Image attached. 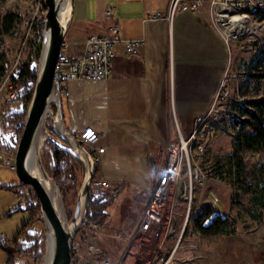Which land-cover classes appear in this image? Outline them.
<instances>
[{
	"label": "crops",
	"instance_id": "0c3cea01",
	"mask_svg": "<svg viewBox=\"0 0 264 264\" xmlns=\"http://www.w3.org/2000/svg\"><path fill=\"white\" fill-rule=\"evenodd\" d=\"M169 6L170 0H73L72 20L64 40L66 50L81 54L90 35L108 33L118 24L123 40L144 41L136 57L127 56L123 44L117 45L111 77L73 81L69 84L70 97L63 99L65 126L70 131L93 126L100 132L97 146L106 150L99 176L108 180L112 188L127 184L128 199L129 190L135 187L147 195L155 175L151 174L149 156L163 157L162 147L177 139L178 129L184 136L191 133L196 115L206 112L219 92L230 62L228 43L206 6L198 12L179 10L172 21L167 19ZM108 8L114 9L112 19L106 17ZM14 157L9 154L7 159ZM4 186L12 189L10 184ZM121 196L107 211L111 216L108 225L116 231L124 229V216L117 211ZM22 197H13L15 201L9 204L0 201V217L14 218L13 227L1 232L13 240L9 250L0 245V264H6L10 254L17 264L27 258L20 249L29 247L30 242L19 237V231L32 217L27 211L32 205ZM112 214L119 215L116 221ZM106 227L101 230L104 232ZM97 232L92 234L93 241L120 244L117 237L105 232L107 238ZM195 233L202 236L198 232L192 235ZM180 243L181 240L175 250ZM78 249L79 246L74 251L73 264H87L90 256ZM100 249L96 248V254L101 256ZM139 249L131 245L129 260L142 257L149 263L152 249ZM261 258L264 260V253Z\"/></svg>",
	"mask_w": 264,
	"mask_h": 264
},
{
	"label": "rangeland",
	"instance_id": "374dc122",
	"mask_svg": "<svg viewBox=\"0 0 264 264\" xmlns=\"http://www.w3.org/2000/svg\"><path fill=\"white\" fill-rule=\"evenodd\" d=\"M205 6L213 18L214 24L225 37L230 50V62L223 84L225 93L224 97H220L216 101L220 113L219 119L215 123V136L205 154L198 157L197 160L198 169L204 175V182H194L191 206L189 195L178 198L175 210L178 219L177 234L169 238L161 255L165 258L169 256L174 248L170 250L171 245L175 246L180 238L181 243L170 257L168 264H247L249 262L250 264H260L264 261L261 258L264 253V149L236 153V144L240 138L244 143L242 135L253 131L252 127L244 122L253 121L250 114L255 113L256 117L261 116L260 111L250 106L248 101L264 97V16L249 20L245 26V30L248 31L228 36L225 25L222 20H219V15H215V11L209 4ZM46 13L45 0H6L4 2L0 0L1 17L13 18L11 29L7 32L6 27H2L4 32L0 34V63L6 68V74L0 76V201L3 204H9L11 201H15L13 199L17 195L21 194L22 198L32 205L28 207L27 211L34 218L28 228L33 231L28 233L45 232L40 241L43 258L38 264L45 262L47 243L45 225L41 219L40 203L31 186L24 184L20 186L21 183L15 170L3 163L9 154L16 153L20 140L16 137L13 129L6 130L4 119L7 115L4 117L3 111L24 112L25 114L28 111L32 96L28 98V90L17 85L13 78L20 79L26 63H31L38 70ZM34 88L35 84L33 90ZM12 92H19L21 97L16 101H8V95ZM3 103H6L7 106L2 107ZM236 126L242 128L241 132L233 133ZM44 142L41 149L42 162L50 176L54 177L46 153L47 140ZM162 154L163 157L162 155L158 157L157 165L165 161L164 152ZM240 158L243 161V167L240 166ZM83 174V176H78L79 186L76 188L71 186L63 195L69 219L72 218L77 204L78 192L85 172ZM94 177H100L99 173L97 172ZM4 184H10L12 189L7 188ZM120 188H122L120 193L122 194L120 199L122 204L118 205L117 211L122 214V217L124 216V229L119 225H117L120 228L118 231L116 228L110 227L108 225L110 218L104 232L101 228L106 225L93 229L82 224L74 238V244L79 246L78 250L82 251L86 257L90 256L87 259V264H90L94 258H110L112 264H149L153 258V251L149 263L146 260L143 261L142 257H136V260L131 261L128 258V249L132 244L139 246V250L148 247L142 243L140 237L135 236L134 231L145 204L152 197V187L147 191V195L143 194L142 188L135 187L129 190V199L127 191H125L127 184L124 183L119 184L116 188L111 187L95 194L89 192V195L99 197L106 192H114ZM212 193H216L221 199V204L215 212L219 213L218 217L223 222L221 229L224 233L217 236H199L196 233L192 235V232L201 234L196 222L200 213L208 207ZM114 201L115 199L111 205ZM38 209L39 212H37ZM112 211L114 212V208ZM112 215L113 220L116 221L119 215ZM13 219L8 216L0 217V234L7 232L8 227H13ZM110 230L113 231L110 232ZM122 230H126L127 233L120 232ZM94 232L106 237L108 236L106 234L113 235L120 240V244L117 245L110 241L109 243L106 240L93 241L92 234L96 235ZM12 240L9 241L12 243ZM96 248L102 249H100L103 252L101 256L96 254ZM5 249L8 248L5 247ZM20 264L34 263L31 259L25 258Z\"/></svg>",
	"mask_w": 264,
	"mask_h": 264
},
{
	"label": "built area",
	"instance_id": "2783aa9c",
	"mask_svg": "<svg viewBox=\"0 0 264 264\" xmlns=\"http://www.w3.org/2000/svg\"><path fill=\"white\" fill-rule=\"evenodd\" d=\"M206 4H209L215 11V15H219V20L222 19L221 14L224 10L246 18L248 21L264 16V0H170L167 19L172 21L174 14L179 10L198 12ZM113 16L114 9L108 8L106 17L112 19ZM159 17L160 15L156 16V18ZM119 44L124 45L127 56L136 57L139 56L144 41L141 39L123 40L119 25L114 24L108 33L90 35L86 41L85 50L81 54L70 53L63 45L54 75L55 81L60 84L62 98L70 97L69 84L73 81H102L111 77L115 51ZM223 84L224 81L210 108L196 115L193 129L188 137L185 138L178 129V138L162 147L165 161L156 170L152 183V197L145 204L134 231L135 236L140 237L142 243L154 252L149 264H168L180 241L178 238L169 256L165 258L161 255L169 238L177 234L178 219L175 210L178 198L189 195L191 206L194 182H204V175L198 169L197 160L205 154L215 136V123L220 113L216 101L224 97ZM20 97L19 92H12L8 95V101H16ZM22 102L24 104V101ZM5 106L7 104L3 103L2 107ZM3 112L5 117L12 111ZM57 118L58 109L56 104L52 103L45 119V126L48 130L53 129ZM239 130L240 126H236L233 133ZM70 133L92 154L95 163L100 164L102 154L106 150L105 147L97 146L101 138L100 132L95 127L89 126L78 131H70ZM3 163L15 170L14 158L5 159ZM110 188L111 183L108 180L94 177L90 192L95 194ZM210 198L211 202L206 209L209 208L215 212L221 204V199L216 193H212ZM0 245L9 249L12 243L6 236L0 234ZM77 247L73 244V253ZM90 264H112V261L109 258H94Z\"/></svg>",
	"mask_w": 264,
	"mask_h": 264
},
{
	"label": "water",
	"instance_id": "95a60500",
	"mask_svg": "<svg viewBox=\"0 0 264 264\" xmlns=\"http://www.w3.org/2000/svg\"><path fill=\"white\" fill-rule=\"evenodd\" d=\"M47 13L45 16V28L41 49V60L37 70L35 88L31 102L26 113L25 127L17 145L14 157V169L21 184L31 186L41 208L42 221L45 225L46 240L50 235L53 240V252L50 264H71L73 260L74 238L84 223L86 203L90 192L92 179L96 175V163L92 154L83 147L70 133L64 124L63 98L60 92V84L55 81L54 75L63 49L64 40L68 31L73 13V0H71V15L64 25L59 19V6L56 0H45ZM52 103L58 109V118L52 130L45 126L47 112ZM47 134L46 140H53L56 144L71 152L84 165L85 176L78 192V199L71 219L65 210L63 194L54 177L47 172L42 158H39L40 171L44 178L50 179L55 189L56 197L60 200L55 203L54 191H50L45 183L35 175L29 166L30 157L35 148L38 135L43 131ZM83 152L84 159L74 153L77 148ZM151 174L156 173L157 163L153 155L148 158ZM59 206V207H58ZM219 216L214 212L211 218L205 222L209 226L212 220ZM69 222L74 225L70 229Z\"/></svg>",
	"mask_w": 264,
	"mask_h": 264
},
{
	"label": "trees",
	"instance_id": "16d2710c",
	"mask_svg": "<svg viewBox=\"0 0 264 264\" xmlns=\"http://www.w3.org/2000/svg\"><path fill=\"white\" fill-rule=\"evenodd\" d=\"M1 1L4 2L6 0ZM12 23L13 18L1 17L0 15V34L4 32L5 27L6 31L8 32L11 29ZM5 74L6 68L0 63V76ZM36 77L37 68L35 66H32L31 63H26L24 65V68L22 69L20 79L16 80L15 78H13V80L17 85L23 87L24 90H28L27 96L28 98H31ZM248 104L256 110H259L261 116L256 117L255 113H251L250 117L253 118V121H244L252 127L253 131L252 133L242 135L244 136V143L240 138V140L236 144V153H239V151H261L262 149H264V97L248 101ZM247 112L249 113V111ZM25 117L26 114L24 112L12 111L4 119L6 130L13 129L18 139H20L24 129ZM241 130L242 128L238 131V133L241 132ZM46 144V153L48 154L50 160L52 175H54L60 189L62 190L63 195H65L67 193V190L71 186H73L74 188L79 186L78 176H83V173L85 172L83 163L71 152L56 144L53 140H47ZM155 159L158 162V156H155ZM239 162L240 166L243 167V161L241 158L239 159ZM99 171L100 165L96 163V174L97 172L99 173ZM121 191L122 188L118 190L116 189L114 192L109 191L99 197H93V195L90 194L86 203L83 225L89 226L93 229L105 226L111 218L106 210L111 205L113 199H115L121 193ZM37 212H39V209L37 210ZM213 213L214 212L209 210V208L200 213L196 222V226L200 230L202 235L217 236L224 233H222L221 229V227L223 226V222H221L219 217L215 218L214 221L212 220L213 222H211L209 226L205 227V222L207 221V219L211 218ZM33 221L34 218L32 217L29 222H27L19 231V237H25L30 242L29 247L20 249V254L31 259L34 264H38L43 258L40 241L45 232H42L41 234H29L28 228ZM6 264H17L13 255L10 254L6 261Z\"/></svg>",
	"mask_w": 264,
	"mask_h": 264
},
{
	"label": "bare ground",
	"instance_id": "6f19581e",
	"mask_svg": "<svg viewBox=\"0 0 264 264\" xmlns=\"http://www.w3.org/2000/svg\"><path fill=\"white\" fill-rule=\"evenodd\" d=\"M56 3L59 6L60 22L65 25L69 21L71 15V0H56ZM221 15H222L221 20L226 27V33L228 34V36H235L236 34L243 33L244 31H248L247 29L245 30V26L249 23V21L246 18L240 17L235 13L229 12L228 10H224V12ZM46 138H47V134L44 132V130L41 131V133L38 135L35 148L30 157L29 166L32 169L31 171L35 175L40 177V179H42V181L45 183L48 189L52 192L54 191V195H53L54 201L56 204H58L57 202L59 201L60 204V200L57 199L56 197L55 189L52 185L51 180L43 177L39 167V158L41 156V149L44 146L43 143H45L44 140L46 141ZM74 153L82 157L86 162L85 155L81 150L78 149V147L74 149ZM69 224H70L69 226L70 229L74 228V225H72L71 222H69ZM46 241L47 243H46L44 264H50L52 258V252H53L52 237L49 235Z\"/></svg>",
	"mask_w": 264,
	"mask_h": 264
}]
</instances>
